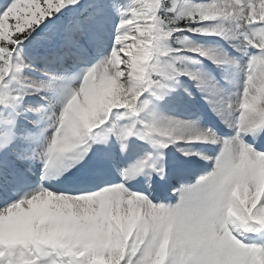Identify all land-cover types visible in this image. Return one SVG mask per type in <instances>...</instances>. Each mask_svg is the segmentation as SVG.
<instances>
[{
    "label": "snow or ice",
    "instance_id": "obj_1",
    "mask_svg": "<svg viewBox=\"0 0 264 264\" xmlns=\"http://www.w3.org/2000/svg\"><path fill=\"white\" fill-rule=\"evenodd\" d=\"M0 264H264V0H0Z\"/></svg>",
    "mask_w": 264,
    "mask_h": 264
},
{
    "label": "rangeland",
    "instance_id": "obj_2",
    "mask_svg": "<svg viewBox=\"0 0 264 264\" xmlns=\"http://www.w3.org/2000/svg\"><path fill=\"white\" fill-rule=\"evenodd\" d=\"M200 39H202V38H200ZM200 39H199V41H200Z\"/></svg>",
    "mask_w": 264,
    "mask_h": 264
}]
</instances>
